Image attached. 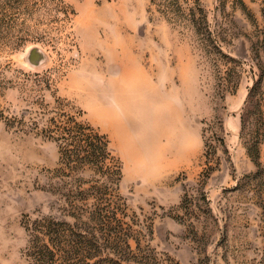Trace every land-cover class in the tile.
I'll list each match as a JSON object with an SVG mask.
<instances>
[{
  "label": "rangeland",
  "instance_id": "374dc122",
  "mask_svg": "<svg viewBox=\"0 0 264 264\" xmlns=\"http://www.w3.org/2000/svg\"><path fill=\"white\" fill-rule=\"evenodd\" d=\"M73 117L119 182L69 174ZM39 231L56 264H264V0H0V264Z\"/></svg>",
  "mask_w": 264,
  "mask_h": 264
},
{
  "label": "trees",
  "instance_id": "16d2710c",
  "mask_svg": "<svg viewBox=\"0 0 264 264\" xmlns=\"http://www.w3.org/2000/svg\"><path fill=\"white\" fill-rule=\"evenodd\" d=\"M256 86V85H255ZM254 86V87H255ZM59 131H51L50 137L59 144L61 162L66 163L69 174H83L87 171H101L121 179L120 160L110 147L108 137L91 125L78 121L76 117L59 122ZM43 236V237H41ZM37 256L41 263H49L60 254L47 240V234L39 231L37 236Z\"/></svg>",
  "mask_w": 264,
  "mask_h": 264
},
{
  "label": "water",
  "instance_id": "95a60500",
  "mask_svg": "<svg viewBox=\"0 0 264 264\" xmlns=\"http://www.w3.org/2000/svg\"><path fill=\"white\" fill-rule=\"evenodd\" d=\"M28 61L32 65L38 66L44 62V54L39 48H33L29 53Z\"/></svg>",
  "mask_w": 264,
  "mask_h": 264
}]
</instances>
